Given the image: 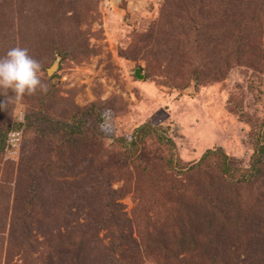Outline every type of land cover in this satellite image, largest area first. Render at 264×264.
<instances>
[{"label":"rangeland","instance_id":"374dc122","mask_svg":"<svg viewBox=\"0 0 264 264\" xmlns=\"http://www.w3.org/2000/svg\"><path fill=\"white\" fill-rule=\"evenodd\" d=\"M20 1L26 2L21 10L26 14L28 0ZM252 1L255 4L259 0ZM36 2L30 6L37 13L41 2H53L60 24L56 33L51 30L49 34L57 35L56 38L50 37L46 42L37 39L39 27L34 28L37 25L33 18L31 21L29 16H19L15 7L6 16L12 31L0 37V56L19 46L29 49V54L38 60L50 53L51 40L59 54L55 55L58 66L52 74H47L51 62L39 73L48 85L46 94L17 99L10 89L7 96L0 93V103L7 104L0 109V132L4 135L0 146V264L9 260V264H23V235L41 240L57 228L73 230L78 222L89 229L85 250L100 248L95 237L91 238L95 234L108 246L111 228L119 230L122 241L132 247L134 237L137 239L136 228H144L145 224L142 205L163 199L167 190L160 185L157 189L147 188L148 182L134 165L138 153L141 158L144 152L149 154L154 175L172 181H184V176L166 166L169 154L171 165L182 167L197 160L206 149L220 148L235 161V166L246 169L252 165L255 148L264 145V140L257 141L263 129L260 122L264 121V66H251L249 60L234 56L226 61L228 69L224 75L207 79L201 76L200 82L195 65L212 63L190 48L182 52L175 47L179 37L190 35L179 27L185 17L181 22L176 20V27H158L164 0ZM260 2L259 21L264 29V0ZM16 16L24 31L19 35L13 32ZM243 30L244 40L253 38L246 33L247 27ZM234 32L239 33L237 29ZM233 35L231 40L237 39ZM259 43L263 49L259 56L264 58V37ZM136 69L141 77L135 75ZM13 121L20 125L10 128L8 124ZM60 122L71 127L75 124L78 129L74 130L78 131L64 132ZM139 125H143V131L136 130ZM115 136L135 140L136 151L124 153L126 148L114 142ZM93 154L102 158L101 165L93 163ZM117 160L121 166L119 177L111 166H118ZM31 173L36 182L29 178ZM262 173L260 187L252 192L264 197V169ZM112 175L114 179H110ZM29 182L35 187L42 208V215H37L43 218L27 225V233L22 234L23 226L14 225L9 216L23 212L18 203L21 197H27L24 188ZM106 189L120 191H116L113 208L103 205L102 191ZM237 192L245 195L246 202H252L248 199L249 190ZM252 207L264 211L262 205L254 202ZM152 212L151 209L149 213ZM107 216L116 220L112 227L108 221L94 224ZM136 218L142 219L139 225ZM78 243L79 239L74 241L75 249ZM100 253L101 250L91 252L89 257L78 258V262L99 264ZM32 254L45 258L41 245ZM142 264L159 263L145 259Z\"/></svg>","mask_w":264,"mask_h":264},{"label":"trees","instance_id":"16d2710c","mask_svg":"<svg viewBox=\"0 0 264 264\" xmlns=\"http://www.w3.org/2000/svg\"><path fill=\"white\" fill-rule=\"evenodd\" d=\"M32 1L28 0L27 13L23 15L21 10L24 9L26 2L0 0V37L4 38V34L12 31L9 18L6 16H8L7 13L11 14L13 7L16 8L15 11L19 16H29L31 21L33 18V22L37 25L34 28L39 27L37 39L41 38V41L46 42L48 41L46 39L50 37H57V35L49 34L51 30L56 33L60 24V20H56L57 10L53 2H41V10L37 13L32 6L38 3L35 0L32 4ZM241 7H245L246 11L240 10ZM260 8V0L255 4L252 0H164L158 27L160 29L176 27L179 24L176 20L181 22L185 17V21L180 23L179 27L187 30L185 33L189 32L190 35L179 37L181 40L175 44V47L182 52L190 48L194 53L208 57L206 62L211 61L212 64L206 66L205 63H200L194 68L196 77H200L199 81L202 82L201 76L207 79L224 75L228 69L226 61L234 56L249 60L251 66H264V58L259 56V52L263 51L259 41L264 37V29L261 28L262 24L259 21V15L262 14ZM15 20L13 32L16 31L18 33L16 35H19L21 31H24L19 28L17 16ZM29 27L27 28L32 29ZM245 27L248 29L246 33L253 35V38L244 40L245 30L243 29ZM254 27L257 30L254 31ZM235 29L239 33L234 32ZM233 34L237 36V39L231 40ZM6 41L3 46L7 50L9 46ZM49 44L50 53L38 59L42 65L41 70L48 62L54 61L55 55L59 56L55 48L56 44L52 43V40ZM257 48L259 50L256 52ZM209 54L212 56H208ZM260 123L263 129L257 139L258 142L264 140V121ZM8 125L10 128H17L20 123L13 121ZM8 125L4 129L5 132ZM59 125H61L60 130L70 131L69 134L72 131H78L74 130L78 129L75 124L71 127L66 122H60ZM142 128L144 129L143 125H139L136 130L143 131ZM2 136L4 135L0 132V146H2ZM113 138L114 142L123 144L126 148L124 153L132 154L136 151L135 140H125L117 136ZM163 140L171 142L169 138H163ZM171 143H169L170 147H172ZM255 149L251 159L252 165L246 169L235 166L233 164L235 161L220 148L206 149L197 160L182 164V167L171 165L170 156L172 154H169L166 166L171 170L181 171L184 181L180 179L172 181L171 178L170 180L161 179L158 175H154L150 166L152 161L149 159V154L144 152L141 158L138 153L134 157V165L136 172L139 171V175H143V179L148 182L147 188L150 189L153 186L157 189L164 186L167 190L163 199H152V202L142 205L141 218H145V224L144 228L141 226L136 228L137 239L134 237L132 247L129 248L122 241L119 230L115 231L111 228L112 233L108 246L104 245L95 234L91 238L95 237L100 248L85 250L86 234L89 229L82 228L85 224L78 222L79 226L73 230L65 227L64 230L57 228L56 232L41 240H30L23 235L25 237L21 247L23 264H82L78 262V258L89 257L91 252L95 253L97 250H101L99 264H142L145 259H152L159 264H264V239H261L264 238V211H255L252 207L254 202L255 205H262L264 208V197L252 192V189L260 187L263 174V143ZM92 158L93 163L101 165L103 162L102 158L96 154H93ZM115 162L118 166L111 165L115 167L113 174L118 173L119 177L121 166L118 160ZM112 177L113 175L110 179ZM29 178L36 182L37 178H34L32 173ZM30 185L29 182L24 188L28 191L27 197H21V202L18 203L23 212L9 216V221H12L14 225L23 226L24 230L20 229L22 234L27 233V225L33 221L40 222L43 218L37 215L39 212L42 215V208L39 204V197L35 194L37 192L34 190L35 187ZM238 189L244 192L249 190L248 195L251 197L249 196L248 199L252 202H246L245 195L238 193ZM116 191L120 192L112 189L102 191L103 205L107 209L115 205L113 200L116 197ZM256 194L259 195L257 198ZM138 197L141 201L144 200L142 196ZM15 204L16 200L12 205L15 206ZM148 209H152V214ZM233 209H236L234 213H232ZM34 216L35 219H33ZM110 217L96 220L94 224L108 221L112 227L116 220ZM141 218H136L137 225L141 223ZM156 221H160V224H156ZM77 239H79V247L75 249L74 241ZM32 240L34 242L31 243ZM39 245L43 247L44 259L41 255L32 254ZM9 251L13 253L14 250L11 251L9 248ZM72 258H75V261ZM9 263L10 260L6 262V264Z\"/></svg>","mask_w":264,"mask_h":264},{"label":"clouds","instance_id":"9594fccd","mask_svg":"<svg viewBox=\"0 0 264 264\" xmlns=\"http://www.w3.org/2000/svg\"><path fill=\"white\" fill-rule=\"evenodd\" d=\"M41 69V62L29 54V49L19 46L10 48L4 56H0V93L7 96L10 89L17 99L25 95L46 94L48 85L39 75ZM6 107V103H0V109Z\"/></svg>","mask_w":264,"mask_h":264},{"label":"water","instance_id":"95a60500","mask_svg":"<svg viewBox=\"0 0 264 264\" xmlns=\"http://www.w3.org/2000/svg\"><path fill=\"white\" fill-rule=\"evenodd\" d=\"M58 66V60L54 59V61L52 62L51 66L49 68H47V74H52V72L57 68ZM135 75L141 77V74L138 72V70H135Z\"/></svg>","mask_w":264,"mask_h":264}]
</instances>
